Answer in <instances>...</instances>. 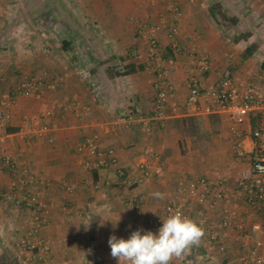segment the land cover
<instances>
[{
    "label": "crops",
    "instance_id": "crops-1",
    "mask_svg": "<svg viewBox=\"0 0 264 264\" xmlns=\"http://www.w3.org/2000/svg\"><path fill=\"white\" fill-rule=\"evenodd\" d=\"M176 1L182 16L174 47L165 30H158L157 38L164 54L176 57L178 67L169 77L174 88L165 117L155 119L151 70L146 62L123 53L142 46L136 22L157 20L163 13L159 0H0V89L12 90L29 77L42 82L33 95L19 96L8 109L9 118L0 121V190H8L14 180L22 193L39 191L52 264H118L111 257L109 237L126 239L135 222L150 226L153 217L162 216L169 196L207 170L227 175L226 187L234 195L243 167L235 157V143L247 136L249 144L248 133L259 119L251 116L234 131L224 112L191 110L185 104V67L195 70L188 53L194 45L211 60L210 70L199 74L203 86L216 83L228 71L238 80L261 82L264 91V51L253 39V31L264 26V5L260 0ZM252 43L256 50L243 58ZM43 102L54 109L47 121L52 142L46 136L29 139L18 132L24 117ZM92 134L100 149L114 150L125 174H139L137 164L147 163L148 178L116 186L114 166L100 165L75 149ZM147 148L154 156L145 153ZM4 154L11 156L16 170L2 163ZM202 159L213 162L205 166ZM67 185L73 189L68 191ZM154 192L165 198L155 199ZM132 200L140 203V215ZM201 210L225 240L226 250L218 251L204 235L189 257L172 264H250L240 258L246 247L238 242L237 229L219 225V208L193 202L190 217L195 220ZM232 210L252 239L264 238V204L253 210L243 198L233 196ZM31 215L21 204L0 200V264H20L19 239L28 232ZM255 221L261 228L252 232Z\"/></svg>",
    "mask_w": 264,
    "mask_h": 264
},
{
    "label": "built area",
    "instance_id": "built-area-1",
    "mask_svg": "<svg viewBox=\"0 0 264 264\" xmlns=\"http://www.w3.org/2000/svg\"><path fill=\"white\" fill-rule=\"evenodd\" d=\"M163 5V13L152 22H136V31L142 42L141 47L128 48L124 51L125 58L137 62L144 61L149 66L152 73V118L162 119L165 117V104L174 86L169 77L173 70L178 67V61L174 55H165L157 38L158 30H165L169 38V46L174 47V37L178 33V22L182 16V10L176 0H159ZM264 5V0H260ZM188 53L194 61V71L185 67L187 73L188 93L185 104L194 112L212 113L214 111L224 112L233 123V130L236 125H241L251 116H256L259 122L250 129L248 133L249 144L245 142L247 136L238 137L234 147L235 157L243 161V167L239 170L233 194L227 189L226 183L228 176L219 171L211 174L204 172L202 175L182 184L179 189L168 197L162 216L151 219L150 226L143 222H135L132 230L127 234L129 238L132 231L143 228L158 230L162 226L160 218H165L170 211L180 210L185 216L190 217L189 209L191 204H208L219 208L220 221L222 228L234 227L237 229L238 242L246 247V251L241 255V260L250 264H264V238L252 239L251 233L245 232L243 227L236 222V216L232 210V197L243 198V201L251 209L264 204V91L259 82L254 80H238L228 71L210 86H203L199 74L210 70L211 60L206 53H199L194 45H190ZM42 82L39 78L29 77L23 83L12 90L0 89V121H6L9 114V107L15 104L19 96H31L37 92ZM201 101L204 104L201 106ZM53 106L48 102H43L38 111L28 114L23 119V124L18 132L25 138L34 136H46L48 142L53 141L49 135L48 120L53 115ZM236 133V132H235ZM96 135L86 136L79 141L75 149L78 152H87L90 156L97 159L100 165L114 166L116 179L114 184L120 186L123 182L129 185L144 182L149 171L147 163L137 164L140 173L136 175L125 174L122 167L118 164V159L112 148L100 149ZM145 153L154 156V152L147 148ZM4 165L12 170H16V165L11 156L4 154L1 157ZM25 170V169H24ZM97 187V184H94ZM66 189L71 191L72 185H67ZM0 200L5 203L21 204L31 210V224L28 232L20 237V251L16 254V259L20 264H28L36 261L39 264H52L51 247L48 239L43 233V217L41 210L43 204L40 201L39 191L22 193L19 184L12 180L8 190H0ZM131 206L135 214H141V205L138 201L132 200ZM251 210V215L255 214ZM191 218V217H190ZM198 223L202 222L204 235L209 240L216 243L218 251L224 252L227 244L224 239L215 231L210 217L202 210L195 219ZM251 231L260 230L258 221L251 223ZM143 234V233H142ZM252 239V240H251ZM250 241V245L248 244Z\"/></svg>",
    "mask_w": 264,
    "mask_h": 264
},
{
    "label": "clouds",
    "instance_id": "clouds-1",
    "mask_svg": "<svg viewBox=\"0 0 264 264\" xmlns=\"http://www.w3.org/2000/svg\"><path fill=\"white\" fill-rule=\"evenodd\" d=\"M152 195L155 199L165 198L161 192ZM160 219L162 226L156 233L137 228L127 239L111 235L108 239L111 257L118 264H172L174 259L182 258L198 246L205 234L202 222L185 216L180 210L170 211Z\"/></svg>",
    "mask_w": 264,
    "mask_h": 264
},
{
    "label": "rangeland",
    "instance_id": "rangeland-1",
    "mask_svg": "<svg viewBox=\"0 0 264 264\" xmlns=\"http://www.w3.org/2000/svg\"><path fill=\"white\" fill-rule=\"evenodd\" d=\"M13 10H18V9H13ZM244 32L245 31H242L241 34H244ZM253 33H254V36H255L253 39L256 40L257 44L260 46V50L264 51V26L263 25L262 26H258L257 29L253 31ZM258 54H261V53H258ZM259 84L263 88V85L261 84V82H259ZM212 162H213V160H211V159H202V164H204L205 166H210L212 164ZM234 169H235V167H233V170ZM207 171H205V172H207ZM187 256L189 257L190 255H187Z\"/></svg>",
    "mask_w": 264,
    "mask_h": 264
},
{
    "label": "trees",
    "instance_id": "trees-1",
    "mask_svg": "<svg viewBox=\"0 0 264 264\" xmlns=\"http://www.w3.org/2000/svg\"><path fill=\"white\" fill-rule=\"evenodd\" d=\"M246 36H248V34H246ZM257 48V45L255 43H252L250 45H248L247 47H245L243 53H242V57L246 58L248 56H250ZM94 264V263H92Z\"/></svg>",
    "mask_w": 264,
    "mask_h": 264
}]
</instances>
